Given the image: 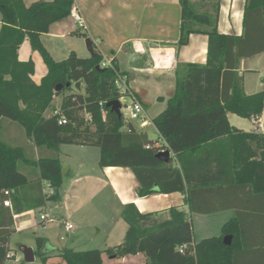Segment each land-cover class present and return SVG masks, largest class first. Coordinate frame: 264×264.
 <instances>
[{
  "label": "trees",
  "instance_id": "trees-1",
  "mask_svg": "<svg viewBox=\"0 0 264 264\" xmlns=\"http://www.w3.org/2000/svg\"><path fill=\"white\" fill-rule=\"evenodd\" d=\"M220 1H213L212 12L199 10L203 3L197 0H180L178 45L188 44L193 33L208 35L209 42L205 64L178 65L175 93L154 118L167 141L165 148L177 158L174 164L173 159H161L158 153L163 148L138 133L131 122L123 130L124 115L120 119L107 107L110 101L122 102L124 96L139 100L128 86H118L125 73L116 60L103 66L102 54L80 57L75 51L57 60L43 43L42 34L70 16L75 0H37L29 5L24 0H0V129L3 120L9 119L22 126L35 146L52 151V155L35 159L25 147L0 138V264L14 256L9 245L14 217L4 201L10 197L15 211L22 212L41 207L45 199L57 200L63 184L62 144L99 147L100 166L130 167L140 182L141 196L156 192L155 186L158 192H183L191 212L221 210L218 203L205 208L202 200L216 197L222 201L231 193L234 196V191L264 199V131L239 129L228 116L259 119L264 112V88L246 93L238 71L242 59L264 52V0H246L242 35L219 31ZM26 39L48 69L39 83L34 79L33 59L19 58ZM58 95H63L60 109L46 116ZM63 116L65 124L59 122ZM26 166L39 171L37 181L23 171ZM42 181L55 192L45 194ZM122 216L129 225L124 241L107 249L115 258L144 253L145 264H264V227L248 229L239 215L224 223L219 236L198 242H193L189 214L178 207H171L169 218L161 219L158 213H142L131 203ZM226 235L233 237L230 245L224 243ZM151 239L154 247L149 246ZM46 243L38 237L35 249L46 264H101L99 258L69 248L53 260L44 251ZM183 244L187 245L184 252L171 253ZM246 257L255 261L246 262Z\"/></svg>",
  "mask_w": 264,
  "mask_h": 264
},
{
  "label": "crops",
  "instance_id": "crops-1",
  "mask_svg": "<svg viewBox=\"0 0 264 264\" xmlns=\"http://www.w3.org/2000/svg\"><path fill=\"white\" fill-rule=\"evenodd\" d=\"M74 5L82 15L86 27L80 28L69 16L53 23L49 32L42 34L43 43L54 57L55 54L61 55L70 51L71 48L65 46L61 51L58 45L59 41L65 40L70 34L79 32L84 41L91 38L96 53L102 54L106 62L116 60L120 70L127 76L128 88L144 106L142 119L126 120L123 130H128V123L131 122L138 133L147 135L157 147L167 150V141L155 126L154 118L167 108L168 99L175 93L178 65L207 62L208 35L193 33L188 44L178 45L182 21L180 0H75ZM245 6L246 0L220 1L218 29L221 33L242 35ZM68 19L71 20V26L66 21ZM79 42L76 44L77 51L84 48ZM72 51L77 53L75 49ZM263 56L264 52L242 59L238 69L244 78V89L248 94L264 88L263 80L258 84H251L247 78V73L256 71L254 62L262 60ZM19 58L23 61L33 59L36 66V82L39 83L47 74L48 69L42 56L31 47L28 39L19 49ZM57 99V106L60 107L61 95L55 96L54 102ZM122 102L126 104L124 98ZM132 102L131 99L128 105ZM231 114L234 113L228 114L230 122ZM259 120L264 125V112ZM235 123L241 125L238 120H235ZM6 124L10 128L1 139L18 145L15 140L21 138L25 131H20L21 129L12 122ZM24 134L28 141L23 147L30 157L37 159L52 155V151L35 146L26 133ZM224 147L225 145L221 144V148ZM170 151V159H173L175 164L177 158L173 151ZM100 155V148L93 145L60 146L63 184L58 191L59 198L45 199L41 207L25 209L22 212L15 211L14 203L9 207L14 217V232L34 233L32 242L20 247L29 245L35 250L36 239L43 237L47 242L44 251L53 260L58 259L62 249L69 248L85 251L88 258H99L101 264H145L147 256L144 253L121 258L107 253L108 248L124 241L129 225L122 212L124 207L131 203L135 204L140 212H156L162 219L169 218L171 207L186 211L190 216L193 242H198L194 238L196 221H209L212 216L218 214L228 213L225 222L239 215L243 217L245 224L247 221L248 229L264 227V199L256 200L248 191L245 194L234 191V196L232 193L227 195L223 202L217 201L216 197L202 200L205 208H212L213 203H218L222 207L221 210L208 213L191 212L183 192H158L159 187L155 186L156 192L141 196L140 182L134 171L126 166L102 167L99 163ZM23 171L32 181H37L40 177L39 171L34 167L26 166ZM42 183L45 194L55 192L48 182ZM42 214L46 215L44 220L41 218ZM67 222L73 224L72 229H66ZM152 240L154 239L149 240V246L154 247ZM9 245L11 248V244ZM10 254L13 255L12 252ZM245 261L255 260L246 257Z\"/></svg>",
  "mask_w": 264,
  "mask_h": 264
},
{
  "label": "rangeland",
  "instance_id": "rangeland-1",
  "mask_svg": "<svg viewBox=\"0 0 264 264\" xmlns=\"http://www.w3.org/2000/svg\"><path fill=\"white\" fill-rule=\"evenodd\" d=\"M24 1L26 4L29 5L32 2L37 1V0H24ZM197 1L203 3L202 6L198 5L199 10H209L213 12L212 3L215 0H203V1L197 0ZM66 21H68V24L71 26V20L68 19ZM0 28H1V25H0ZM78 42L81 43L82 48L84 47L81 51H77L78 49L76 47V44L78 45ZM58 43H59L58 44L59 48H61V51H62V48L64 49V46L70 47L71 49L67 53H61V55L55 54L54 58L57 60H63L67 58L73 49L77 51V54L80 57L91 56V53L87 47V43L86 41L83 40L82 36L79 35V32L78 33L74 32L70 34L68 38H66L65 40H61V42L59 41ZM58 45L56 46V48L58 47ZM253 66H255L256 71L247 73V78L251 84H258L264 78V58H262V60L261 59L256 60ZM66 93H69V92H66ZM61 97L63 98V95H61ZM124 99H125L126 104L130 103L131 99L128 96H124ZM57 103H58V99L55 100V102L53 101L52 106L45 113L46 116H50L56 110L60 109L59 106H57ZM123 114H124L125 121L129 119L134 120V119H131L129 112L124 110ZM235 120H238L241 123V125H237L235 123ZM9 121L11 120L9 119L3 120L2 128L0 130V138H3L7 134V131L9 130L10 127L9 126L7 127L6 123H8ZM12 123L16 125L19 129H21L20 131L22 132L24 131V129L22 128L20 124H17L16 122H12ZM230 123L232 125H236L238 127L244 128L246 131H252L255 129V124L253 122V119L243 118L236 114H231ZM151 128L154 130L153 126ZM24 133L25 132H23V135L21 138L15 140L16 144L18 145L21 144L22 146L27 145L28 140L26 139V136H24L25 135ZM150 134L152 135L154 133H150ZM24 139H26L25 142H24ZM227 215L228 213L218 214V215L212 216L209 219V221L208 220H203L202 222L196 221L194 238L197 241H200L201 239L206 238V237L219 236L221 234L222 224L228 219V217H226ZM33 238H34V233L32 232H28V233L27 232H13L11 236L10 244H11V252L13 253V255H15V257L7 259L5 264H46L42 261L40 255H37L34 261L29 262L25 260L24 254L22 253L20 246L23 244L25 245V244L31 243ZM179 250H180V246L177 245L171 250V253H177V252L179 253Z\"/></svg>",
  "mask_w": 264,
  "mask_h": 264
},
{
  "label": "built area",
  "instance_id": "built-area-1",
  "mask_svg": "<svg viewBox=\"0 0 264 264\" xmlns=\"http://www.w3.org/2000/svg\"><path fill=\"white\" fill-rule=\"evenodd\" d=\"M70 16L73 18L75 23L80 28H85L86 27L84 19H83L82 15L80 14L78 8L75 5H73V7L71 9ZM110 64H111L110 62H106V61H104L102 63L103 66H108ZM118 86H120V87H126L127 86V76L126 75H123V76L120 75V77L118 79ZM132 100H133V102H132L131 105L125 104L122 107V113H123V108H124L125 111L129 112V115H130L131 119H135V120L142 119V116L144 114V106H143V104L137 99H132ZM101 105H103V104L101 103ZM103 115H104V117L106 115V110H104V109H103ZM59 122L61 124L67 123L66 117H64V116L61 117ZM253 122L255 124V130L256 131H264V125L259 119L253 118ZM146 147L150 148L151 146L147 145ZM5 193H6V195H10V191H8V190H6ZM51 193H53V191ZM4 205L8 206V207H12L13 206V203H12V200H11L10 197H8V200L4 201ZM41 218L44 220L46 218V215L42 214ZM72 228H73V224L70 223V222H67L66 223V229L70 230ZM186 249H187V245L186 244L180 246V252H184Z\"/></svg>",
  "mask_w": 264,
  "mask_h": 264
},
{
  "label": "water",
  "instance_id": "water-1",
  "mask_svg": "<svg viewBox=\"0 0 264 264\" xmlns=\"http://www.w3.org/2000/svg\"><path fill=\"white\" fill-rule=\"evenodd\" d=\"M87 47L91 53V56H95L97 53L94 49L93 41L91 38L86 39ZM61 89V85L58 86L57 90ZM107 107L111 109L112 112H115L120 119H122L123 113H122V107L123 104L120 100H114L107 103ZM158 156L165 160L169 161L171 158V151L169 149L162 150L158 153ZM232 235H226L224 237V243L226 245H230L232 243ZM21 251L24 254L26 261H34L35 260V250L32 247L29 246H22Z\"/></svg>",
  "mask_w": 264,
  "mask_h": 264
}]
</instances>
